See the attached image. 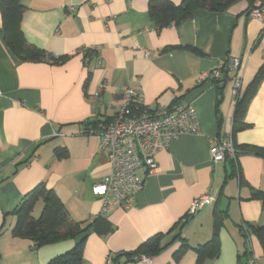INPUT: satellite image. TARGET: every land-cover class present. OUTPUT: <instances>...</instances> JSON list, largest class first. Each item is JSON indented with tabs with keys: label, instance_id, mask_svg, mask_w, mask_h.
<instances>
[{
	"label": "crops",
	"instance_id": "0c3cea01",
	"mask_svg": "<svg viewBox=\"0 0 264 264\" xmlns=\"http://www.w3.org/2000/svg\"><path fill=\"white\" fill-rule=\"evenodd\" d=\"M149 2L24 0L25 38L51 56H68L63 62L16 55L5 41L0 4V226L5 224L0 264H48L75 245L69 238L35 247L33 240L12 234L17 218L10 212L40 184L56 192L72 220L91 223L104 215L110 223L111 228L101 224L89 233L82 264H106L110 254L135 250L159 233L166 247L150 262L123 255L117 264H197L193 249L175 258L182 245L175 237L180 233L192 247L206 243L215 212L224 215L219 252L203 264H241L249 248L264 264L252 230L264 223L263 202L252 197L253 190L264 192V158L240 153L241 182L229 162L214 163L210 154L211 139L232 134L235 76L242 97L264 64L263 22L246 13L249 3L240 0L226 11L199 9L178 26L158 28ZM234 58L242 61L238 71L231 68ZM221 67L228 76L221 92L212 83H199L202 73ZM127 86L141 91L150 110L168 108L179 98L192 101L200 133L181 135L155 155L154 170L140 171L144 185L131 207L112 198L105 210L93 193L111 172L100 127L116 116ZM96 119L100 125L85 134L86 124ZM245 122L248 127L234 134L237 147H264V78ZM204 194L214 201L180 224L193 199ZM42 207L38 202L33 214L39 216ZM243 223L249 226L248 240Z\"/></svg>",
	"mask_w": 264,
	"mask_h": 264
},
{
	"label": "trees",
	"instance_id": "16d2710c",
	"mask_svg": "<svg viewBox=\"0 0 264 264\" xmlns=\"http://www.w3.org/2000/svg\"><path fill=\"white\" fill-rule=\"evenodd\" d=\"M240 0H183L176 4L171 0H150L149 11L152 18L155 20L158 28L167 27L170 25L178 26L181 23L191 19L194 13L199 9H206L209 11L223 12L231 5ZM249 7L246 13L250 14L251 10L256 7L258 1L261 2V7H264V0H247ZM3 28L5 31V41L9 48L23 60L37 61L51 57L56 62L65 61L68 56L63 55L59 57L51 56L46 51L31 45L22 30V17L26 8L24 0H0ZM264 33V27L262 28ZM195 50L194 48H191ZM197 52V50H195ZM222 76L219 79L212 81V84L221 92L223 85L228 80L226 69L221 67ZM264 78V64L261 66L252 82L249 84L247 90L242 97L236 100L233 130L231 137L235 148V158L227 157L226 161L230 163L233 168V173H237L241 182H244L243 176L238 166V157L240 153H251L264 158V147L255 145H239L238 148L234 141V134L242 129L248 127L245 122V113L247 106L252 99L257 87ZM180 102V98L175 100L174 104ZM102 121L96 119L86 124L85 134H89L91 130L100 125ZM107 122V121H106ZM221 135V134H219ZM252 197L259 198L264 206V192L253 190ZM43 202V207L39 216L33 214L38 202ZM16 215V223L12 229V234L17 237L29 238L34 241L36 246H43L48 243H54L65 239H74V247L67 253L52 259L48 264H82L84 245L87 237L91 231H98L101 224H105L111 228L110 223L104 215L97 216L91 223H82L74 221L70 218L64 203L58 197L53 189L40 184L26 195L23 196L20 203L10 212ZM191 217L187 213L184 216V221L180 224H185ZM224 215L221 212H215L214 226L212 238L204 244L192 247L185 239L178 233L175 239H181L182 245L175 252V258L179 260L182 255L189 249H193L197 253V264H203L204 260L209 257H214L219 252L218 236L221 226L223 225ZM252 230L257 235L264 252V223L262 225H252ZM5 224L0 226V237L4 233ZM241 232L248 240L250 238L249 226L241 224ZM163 235L156 234L142 244L135 250L124 253L110 254L113 263L117 264L120 256H126L127 261H138V257L146 256L152 258L159 254L166 245L162 243ZM253 255L251 248L245 253L246 260L241 264H248L249 258ZM1 257V252H0Z\"/></svg>",
	"mask_w": 264,
	"mask_h": 264
},
{
	"label": "built area",
	"instance_id": "2783aa9c",
	"mask_svg": "<svg viewBox=\"0 0 264 264\" xmlns=\"http://www.w3.org/2000/svg\"><path fill=\"white\" fill-rule=\"evenodd\" d=\"M249 15L260 19L264 27V7H261L260 1ZM241 66L240 58L231 60L232 69L238 71ZM221 76V68H217L202 73L198 81L201 84L212 83ZM240 88V76L237 74L233 89L235 100L240 97ZM122 96L123 102L116 116L100 127L101 148L109 154L111 172L93 186V193L100 197L105 210L112 198L125 208L131 207L137 191L144 185V176L140 171L148 173L154 170L157 166L155 155L170 147L181 135L200 133V121L192 101L183 100L172 107L150 110L142 103L140 90L127 86ZM210 154L214 163L224 162L227 157L235 158L231 134L211 139ZM213 201L210 194L194 198L187 215L195 216ZM137 259L138 262L151 261L146 256ZM106 264H113L111 256ZM248 264H258L253 255Z\"/></svg>",
	"mask_w": 264,
	"mask_h": 264
},
{
	"label": "rangeland",
	"instance_id": "374dc122",
	"mask_svg": "<svg viewBox=\"0 0 264 264\" xmlns=\"http://www.w3.org/2000/svg\"><path fill=\"white\" fill-rule=\"evenodd\" d=\"M39 213H36V215H38Z\"/></svg>",
	"mask_w": 264,
	"mask_h": 264
}]
</instances>
